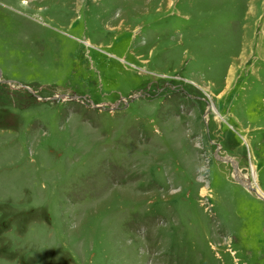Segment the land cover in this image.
I'll return each instance as SVG.
<instances>
[{"label": "rangeland", "instance_id": "374dc122", "mask_svg": "<svg viewBox=\"0 0 264 264\" xmlns=\"http://www.w3.org/2000/svg\"><path fill=\"white\" fill-rule=\"evenodd\" d=\"M224 158L264 193V0H0V264H264Z\"/></svg>", "mask_w": 264, "mask_h": 264}, {"label": "water", "instance_id": "95a60500", "mask_svg": "<svg viewBox=\"0 0 264 264\" xmlns=\"http://www.w3.org/2000/svg\"><path fill=\"white\" fill-rule=\"evenodd\" d=\"M140 96H141V94L136 95V96H134L132 98V100H134L136 98H139ZM65 97L63 96L62 98H65ZM79 98L82 99V97H79L77 95H74L73 97H70L71 100H77ZM54 99H56V97ZM126 104H127V102H126ZM223 162L232 164V166L234 168V178H235V180L237 181L238 184H240L242 187H244L245 189L249 190L250 192L254 193L260 200H262L264 202V198L260 194H258L257 188L255 186H253V184L250 181H248L246 178H243L240 175H238V173H239L238 170L239 169L237 167V164L233 160H231L229 158L228 159L227 158H224V161Z\"/></svg>", "mask_w": 264, "mask_h": 264}, {"label": "bare ground", "instance_id": "6f19581e", "mask_svg": "<svg viewBox=\"0 0 264 264\" xmlns=\"http://www.w3.org/2000/svg\"><path fill=\"white\" fill-rule=\"evenodd\" d=\"M239 171V170H238ZM238 175H240V173H238ZM240 177V176H239ZM258 194H260L263 198H264V193L261 192L260 190H257Z\"/></svg>", "mask_w": 264, "mask_h": 264}]
</instances>
